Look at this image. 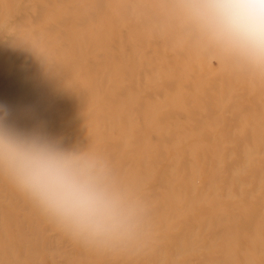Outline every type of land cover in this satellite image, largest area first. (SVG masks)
Here are the masks:
<instances>
[{"label":"rangeland","instance_id":"rangeland-1","mask_svg":"<svg viewBox=\"0 0 264 264\" xmlns=\"http://www.w3.org/2000/svg\"><path fill=\"white\" fill-rule=\"evenodd\" d=\"M184 3L15 0L2 17L0 56L9 64L0 62V104L7 125L65 149L101 153L115 178L143 201L147 222L134 243L85 244L20 190L13 196L8 188L15 185L0 173V211L13 210L28 235L14 241L13 258L0 249V264L7 258L16 264H223L230 252V264H264V75L250 73L209 41L182 11ZM83 29L103 38L83 55L84 70L96 62H109V70L129 62L135 75L122 70L116 81L106 80L100 70L91 78L93 91L60 89L57 82L74 62L59 69L58 61L83 47L67 42V34ZM31 49L48 50L45 66ZM125 96L134 101L128 105ZM148 103L163 107L146 119L142 104ZM92 129L103 135L93 140ZM88 143L96 148L87 149ZM147 149L152 155L136 158ZM132 169L145 173L137 190L126 173ZM167 193L182 195L179 209L194 199L197 206L172 215ZM216 213L226 214L220 223ZM5 229L4 219L0 235Z\"/></svg>","mask_w":264,"mask_h":264},{"label":"clouds","instance_id":"clouds-1","mask_svg":"<svg viewBox=\"0 0 264 264\" xmlns=\"http://www.w3.org/2000/svg\"><path fill=\"white\" fill-rule=\"evenodd\" d=\"M182 11L236 64L264 75V0H185ZM6 116L0 104V173L42 215L85 244L125 245L141 237L146 206L115 178L105 156L22 135Z\"/></svg>","mask_w":264,"mask_h":264},{"label":"bare ground","instance_id":"bare-ground-1","mask_svg":"<svg viewBox=\"0 0 264 264\" xmlns=\"http://www.w3.org/2000/svg\"><path fill=\"white\" fill-rule=\"evenodd\" d=\"M14 3H15V0H12L11 4H9L7 2L0 3V22L2 21L1 20L2 17L7 14V12H8L7 10L10 7L11 8L13 7ZM58 11H59V8L56 7L50 13V15L53 13H56ZM66 40H67V42H73L76 47H80V46H83V47L81 49L77 50V54L75 57H73V53H72L71 54L72 57H68L67 59L58 61V68L59 69H63L64 65L70 63L72 59L74 62V65L73 66L71 65L68 68V71L65 72V74L63 75V79L57 82V85L60 86V89L64 90L65 92H70L73 89V87H78V88L84 89V90H85V88H87V90H90V91L95 90L93 85H92L91 78L93 77V75L98 77L100 70H101V74L104 76V78L106 80L113 79L116 81L118 78H120V75L122 74V70H126V73L128 72L131 77L135 75V73H132L129 70V67L134 69L135 64L129 63V62H121V65L120 64H113V66H112L113 70L107 69V65L109 64V62H107V61H104L103 63L96 62L93 68H90V69L86 68L87 70L83 69V65H82V62L84 61L83 55L88 56V52L93 50V49L98 48L99 45L103 41L102 36L98 32H91L89 30L83 29V30L77 31L71 35L67 34ZM28 52H30L32 55L35 54L36 52H39L41 54V64H42V66H45L44 63L47 61L46 53L48 52V50H46V49H31ZM0 62L6 66L9 64V59L5 58V56L2 55V56H0ZM33 74L37 76L38 70H35ZM94 80H96V79H94ZM104 90H108V89H106V87H105ZM108 91L111 92L110 90H108ZM134 98H135V96L134 97L129 96V98L127 99V96H125V97H123V101H125L129 105L130 103H132L134 101ZM172 101H173V99H171V102ZM142 106L144 107L142 114L145 115L146 119H149L153 115V113L159 109V107H163V105L159 104L157 106H154L153 107L154 109H153L151 107V103H148L147 105L142 104ZM171 106H173V107L176 106V103L172 104ZM109 118L110 119L115 118V113H114L113 109H111V107L109 108ZM110 122L111 121H109V123ZM82 129H85V127L82 126L81 129H79V130H82ZM129 130L130 129H128L127 131H129ZM131 130L133 131V129H131ZM91 135H92V139L95 140V139H98L99 136H102L103 133H102L101 129H92ZM110 138H112V137H106V139L103 141L108 142ZM186 138H188L187 134H184L181 136V139H186ZM86 148L87 149L88 148L95 149L96 147H94L92 145V143H88L86 145ZM152 152L153 151L151 149H147V150H145V152L143 154H140L136 158L144 160L145 158H147L148 155H152ZM128 155L130 156V153ZM126 173L129 174L132 179H134L131 181L130 184L135 190H137L141 186V183H142L141 178L145 177V173H144L143 177L138 176L136 174L135 169L129 170ZM210 177H211V179H213L214 175H211ZM8 191L11 192V194L13 196H16V197L19 196L18 195L19 189L16 186L13 189H12V187L9 186ZM167 194H169V193H167ZM191 196L196 197V195H193V194H191ZM181 197H182V195L180 193L179 194L174 193V195H170V194L168 195L167 207L171 209L172 215H181L182 213H185L186 211L190 212V211L194 210L195 207L197 206L196 205L197 202H194V200H195L194 199L191 203H189V205L187 207L185 206V208L179 209L178 203H179ZM223 214L222 213H219V214L216 213L215 214L216 223H220L222 221V219L224 218V215H226V214H224V215ZM229 217L230 216L228 215L227 219H229ZM4 219H5L6 229H5V232L2 235H0V249L3 250L5 252V254L7 253L10 256V258H13V253L15 254V252H14L15 249L13 246L14 241L18 240V239L21 242L25 241L28 239V235L23 230V224L17 220L16 213L13 210H8L6 213H2L0 211V223L2 225H4ZM12 220H14L15 222L12 223L11 222ZM212 220H213V218H212ZM32 222L33 221L29 220L28 224L32 225ZM35 225H34V229H35L36 233L39 234V232L36 230L37 227H35ZM11 231L14 234H11L10 233ZM257 248H260V247H257ZM262 249H264V248H262ZM78 251L79 250H77V252ZM230 253L226 254L224 256V259H221L223 264H230L231 263L232 257H231ZM10 258H7L8 261L7 262L5 261V263H2V264H16L15 263L16 260H11ZM17 264H19V263L17 262Z\"/></svg>","mask_w":264,"mask_h":264}]
</instances>
